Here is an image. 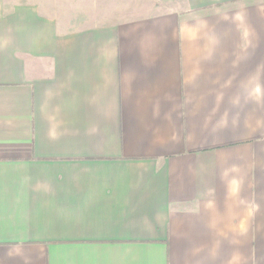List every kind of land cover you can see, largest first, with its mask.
Returning <instances> with one entry per match:
<instances>
[{
	"label": "crops",
	"instance_id": "obj_1",
	"mask_svg": "<svg viewBox=\"0 0 264 264\" xmlns=\"http://www.w3.org/2000/svg\"><path fill=\"white\" fill-rule=\"evenodd\" d=\"M0 264H264V0H0Z\"/></svg>",
	"mask_w": 264,
	"mask_h": 264
}]
</instances>
